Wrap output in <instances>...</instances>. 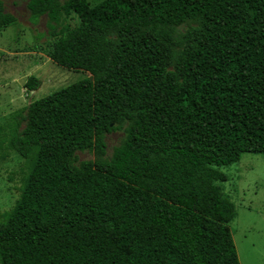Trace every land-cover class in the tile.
<instances>
[{
  "label": "trees",
  "instance_id": "obj_1",
  "mask_svg": "<svg viewBox=\"0 0 264 264\" xmlns=\"http://www.w3.org/2000/svg\"><path fill=\"white\" fill-rule=\"evenodd\" d=\"M27 6L47 17V57L91 77L0 122V161L24 160L0 264H240L220 168L264 153V0ZM16 24L0 0V30Z\"/></svg>",
  "mask_w": 264,
  "mask_h": 264
},
{
  "label": "rangeland",
  "instance_id": "obj_2",
  "mask_svg": "<svg viewBox=\"0 0 264 264\" xmlns=\"http://www.w3.org/2000/svg\"><path fill=\"white\" fill-rule=\"evenodd\" d=\"M4 11L16 18V25L0 30V122L15 111L27 112V106L62 86L91 77L82 70L58 66L46 55L50 41L47 17L31 18L28 0H1ZM63 1V0H62ZM95 5L103 0H88ZM75 21H68L73 25ZM187 25L179 27L185 31ZM38 80L35 90L25 87L28 77ZM24 125V124H23ZM22 125V127H23ZM124 131L106 134V157L124 139ZM95 159L92 149L75 152L74 165ZM24 160L14 151L0 161V213L13 207L19 195ZM227 180L223 191L236 206L229 227L240 264H264V153L244 152L239 161L220 168Z\"/></svg>",
  "mask_w": 264,
  "mask_h": 264
}]
</instances>
